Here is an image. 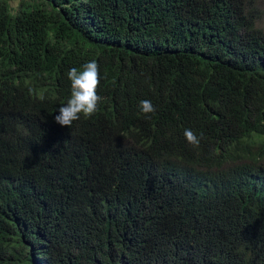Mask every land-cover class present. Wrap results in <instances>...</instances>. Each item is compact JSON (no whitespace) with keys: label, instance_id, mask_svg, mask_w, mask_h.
<instances>
[{"label":"trees","instance_id":"16d2710c","mask_svg":"<svg viewBox=\"0 0 264 264\" xmlns=\"http://www.w3.org/2000/svg\"><path fill=\"white\" fill-rule=\"evenodd\" d=\"M259 10L0 0V264H264ZM91 60L102 100L61 126Z\"/></svg>","mask_w":264,"mask_h":264},{"label":"clouds","instance_id":"9594fccd","mask_svg":"<svg viewBox=\"0 0 264 264\" xmlns=\"http://www.w3.org/2000/svg\"><path fill=\"white\" fill-rule=\"evenodd\" d=\"M67 77L71 82V95L67 102L59 107L55 122L70 128L73 121L80 119L81 114L87 118L97 111L102 100L97 94L100 83L99 65L96 60L88 61L82 65V70L70 68ZM139 108L145 114L155 111L150 100H141ZM184 136L190 144L199 145L200 141L192 130L185 129Z\"/></svg>","mask_w":264,"mask_h":264},{"label":"rangeland","instance_id":"374dc122","mask_svg":"<svg viewBox=\"0 0 264 264\" xmlns=\"http://www.w3.org/2000/svg\"><path fill=\"white\" fill-rule=\"evenodd\" d=\"M255 1L257 3V7L260 8L259 13L261 15V18L258 22V27L264 31V0H255Z\"/></svg>","mask_w":264,"mask_h":264}]
</instances>
